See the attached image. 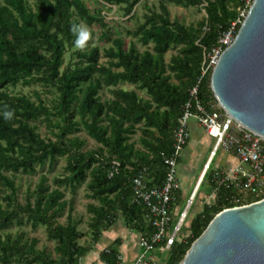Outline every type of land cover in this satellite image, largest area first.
<instances>
[{"label":"trees","instance_id":"1","mask_svg":"<svg viewBox=\"0 0 264 264\" xmlns=\"http://www.w3.org/2000/svg\"><path fill=\"white\" fill-rule=\"evenodd\" d=\"M122 1L125 12L135 19V25L125 31L132 39L126 44L100 16L98 24L106 28L101 38L110 44L74 50L64 63L66 51L91 36L81 25V21L91 24L94 18L84 2L0 0V264H79L119 217L136 233L153 231L146 210L133 201L132 178L147 166L149 184L162 182V154L170 152L171 133L188 90L220 37L233 28L234 38L252 2ZM134 1H144L140 16L133 12ZM168 4L196 7L204 14L186 24L170 17ZM135 42L147 48L140 50ZM170 49L176 53L166 61ZM210 74L199 83L203 104L215 101ZM19 83H39L53 96L46 100L37 91L35 99L12 94L8 88ZM104 89L109 96L101 94ZM40 124L51 136L40 134ZM80 131L94 140V148L83 150L86 140L77 135ZM137 132V138H132ZM58 157H65L64 172L51 182L41 173L20 201L16 175L34 174L46 162L51 167ZM115 160L119 166L110 175ZM81 185L93 200L86 205L90 216L84 232L78 229L80 220L73 216L71 204L65 221H59L68 204L66 191L74 193ZM225 192L222 188L213 202L192 216L184 237L174 240L167 251L165 264H178L211 218L230 206L224 201ZM25 225L44 227L52 249L38 247V238L29 236L22 228ZM85 235L90 243L80 244ZM119 246L116 238L100 252V260L116 264Z\"/></svg>","mask_w":264,"mask_h":264},{"label":"built area","instance_id":"2","mask_svg":"<svg viewBox=\"0 0 264 264\" xmlns=\"http://www.w3.org/2000/svg\"><path fill=\"white\" fill-rule=\"evenodd\" d=\"M232 40L233 28L220 37L219 46L204 58L200 76L188 90V98L171 133L170 152L162 154L165 167L162 182L149 184L147 166H141L132 178L133 201L146 210L153 231L137 233V252L128 264H161L160 255L167 254L174 240L184 237L183 229L188 218V209L219 149L231 152L235 163L226 168L212 169L210 188L206 192L204 204L213 202L222 188L226 190L224 201L229 207L246 205L264 197V136L233 119L216 99L214 102L203 104L198 95L202 77L212 70L223 50L222 47L228 46ZM192 118L212 139V146L184 208L178 212L176 221H173L171 212L181 187L177 166L190 138L189 120ZM118 166L119 162L113 161L110 175L117 171ZM126 263L124 256L119 253L116 264ZM162 264H165V261Z\"/></svg>","mask_w":264,"mask_h":264},{"label":"water","instance_id":"3","mask_svg":"<svg viewBox=\"0 0 264 264\" xmlns=\"http://www.w3.org/2000/svg\"><path fill=\"white\" fill-rule=\"evenodd\" d=\"M209 82L233 119L264 136V0H252ZM178 264H264V197L217 212Z\"/></svg>","mask_w":264,"mask_h":264},{"label":"rangeland","instance_id":"4","mask_svg":"<svg viewBox=\"0 0 264 264\" xmlns=\"http://www.w3.org/2000/svg\"><path fill=\"white\" fill-rule=\"evenodd\" d=\"M79 1V0H75ZM85 3L86 7L90 10V12L93 14L94 18L92 20L91 24L85 23L84 21H81V25L84 28L85 32L91 33V36L89 39H85V41H81L77 43L74 47H72L71 50L66 51L65 57H64V63H66L69 58L71 57V52L77 49H84L87 46H93L98 45L99 49L101 46L109 45L110 42L106 41L104 38H101L102 32L105 31L106 28L100 27L98 22L100 20V16L104 17V22L106 23L107 27L110 28L114 34L123 36L125 43L127 44L131 38V36L126 34V29H131L135 25V19L130 18L131 14H127L125 12V6L126 4L122 0H118V3H103L101 0H80ZM147 3H156V0H146ZM144 1H137L133 3V12L137 15H141L145 9L143 8ZM168 10L170 13V17H178L179 19L183 20L186 24L189 23H195L201 16L204 14V10H199L196 7H181L176 6L173 4H168ZM114 34H110L109 37H113ZM136 46L143 50L147 47L135 42ZM151 46V45H150ZM176 53L175 49H170L165 53V59L166 61L169 59L170 55ZM105 60V59H100ZM126 86V85H125ZM131 87V86H126ZM8 90L12 94H26L30 96L32 99H35L34 92L37 91L40 93L41 97L48 100L53 96V93L50 91H47L48 89L46 87H43L39 83H30V84H23L19 83L14 87H9ZM102 95L109 96V92L104 89L101 91ZM195 122V120L192 118L189 120V123ZM39 132L42 136L44 135H50L49 131L46 130L44 125L40 124ZM137 132L135 135L132 136V138H137L138 136ZM77 135H79L81 138L86 140V144L83 147V150L94 148L96 146V143L93 139L87 136L85 132L80 131L77 132ZM51 136V135H50ZM194 139L191 136V144H194ZM202 150L201 152V158L195 160L190 167H181L182 164L189 163L187 162V158L183 157L182 161L178 163L177 169H178V175L180 177V184H181V191L184 192L185 197L179 202V207L182 208L186 203V197L189 195L191 189L196 183V180L198 179L201 170L207 160V157L209 155L208 150ZM208 151V152H207ZM220 153V152H219ZM219 153L217 155H219ZM217 157L214 159V162L211 164V169H214V166H216L215 162L217 160ZM64 166H65V157H58L53 165L49 167V163L46 162L45 165L42 168H37V172L34 174H24V173H18L15 177V182L18 186V192L17 196L20 201H24L27 196V189L30 187V189H33L35 184L38 181V177L41 173H45L48 176L49 182H51V178L54 176H57L59 174H62L64 172ZM183 171V173L181 172ZM186 174V175H185ZM206 185H208V175L204 178L197 196H202V193L206 194L207 188ZM86 191L84 189V185L79 186L74 193L70 192L69 190L65 193V199L68 201V204L64 210L63 216L59 218L60 222L65 221V215L68 211V208L71 204L72 207V214L75 218L80 220V223L78 224V229L81 231L87 230V220L89 218V213L86 211V205L89 202H93L92 199L86 197ZM202 194V195H201ZM197 203L193 202L190 205V208L188 209V214H191L189 218L192 217V215L199 212L205 203V197L204 198H198ZM195 203V204H194ZM197 206L201 207L198 208ZM193 215V216H194ZM26 233L29 236H35L38 238V247H47L49 250L53 247V242L48 240L46 237L45 228L42 226H38L35 229H31L29 225H25L22 227ZM114 230L117 235L124 238V240H127L129 243H132L134 239H136L137 233L126 228L123 219L121 217L118 218L116 221V224L113 225L111 228ZM90 236L85 235L81 239H79L80 244H89L90 243ZM167 254L160 255V258L162 260L161 264L166 260ZM83 258H81L80 263L83 264ZM92 264V263H90Z\"/></svg>","mask_w":264,"mask_h":264},{"label":"crops","instance_id":"5","mask_svg":"<svg viewBox=\"0 0 264 264\" xmlns=\"http://www.w3.org/2000/svg\"><path fill=\"white\" fill-rule=\"evenodd\" d=\"M191 136L193 138H195L194 139V141H195L194 144H191V141H190L191 140ZM211 146H212V139L206 134V132L203 130V128H201L200 126H198L196 124V122H192L190 124V138H189V140H188V142H187V144H186V146L184 148L183 155H182V157L180 158V161H179V162H181L182 158L186 157L187 158V162H189V163L182 164L181 167L182 168L184 166L185 167H190V165H192V163H194L195 160L201 158L202 150L210 151ZM218 153H219V155H217ZM216 156H218V157H217V160L215 162L216 166H214V168H217V167L226 168L227 166L235 163L234 155L231 152H227V151H224L222 149H219L217 151V153H216ZM216 156L214 157V159L216 158ZM214 159H213V162H214ZM191 161H192V163H191ZM181 172L183 173L182 170H181ZM200 186H199V188H200ZM199 188H198V190H199ZM206 188H207V191H208L209 188H210L209 182H208V185H206ZM197 193H198V191H197ZM197 193H196L195 198L193 200V202H195V203H197L196 201H197L198 198H204L206 196V194H207V193L206 194L202 193L203 194V195L201 194L202 196H200V195L197 196ZM188 196L186 197V201L188 199ZM184 197H185V194H184V192L181 191V187H180V190L177 192L175 205L173 206L172 212H171L173 221H176L178 212L180 210H182L184 208V206H185L184 205L182 208L179 207V202L182 199H184ZM197 207L201 208L199 206H197ZM190 215L191 214H188V218H187V220L185 222V227L188 226V224L190 222V219L192 218V217L189 218ZM111 228L108 229V230H105L102 233L99 241L97 243H95L93 248L84 256L83 264H90V263H92V264H104L99 258L100 252L102 250H104L106 247H108V245H110L116 238H120L119 253L124 256L125 261L127 262L126 264H128L129 260H131L134 257V255L137 252V247L135 245V239H134V241H132V243H129L127 240H124V238H122L121 236L117 235V233L114 230H112Z\"/></svg>","mask_w":264,"mask_h":264}]
</instances>
